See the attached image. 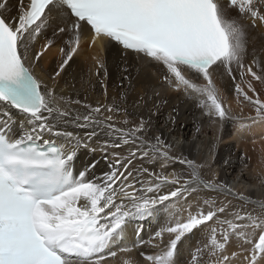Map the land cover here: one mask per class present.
Masks as SVG:
<instances>
[{"label": "snow or ice", "instance_id": "6c2138e0", "mask_svg": "<svg viewBox=\"0 0 264 264\" xmlns=\"http://www.w3.org/2000/svg\"><path fill=\"white\" fill-rule=\"evenodd\" d=\"M18 4L15 17L5 16L8 0H0V264H102L108 258L105 250L121 239L129 220L155 216L157 206L166 201L175 209L179 200L187 203L188 196L201 186L248 200L243 193L214 178L202 179L200 169L204 165L172 155L171 145L161 136H156L155 142L146 140L143 134L147 121L141 119L131 129L118 127L116 116L122 109L115 100L95 107L84 104L86 112L75 115V110L61 107V103L80 105L81 101L57 97L34 71L53 40H48L39 52H34L32 45L55 14L60 24L54 35H67L68 39L59 48L61 59L52 80L60 77L78 54L87 30L91 34L90 46L100 42L104 47L115 42L154 62L164 83L196 94L198 107L213 123L229 118L214 75L226 74L235 82L239 71L242 83H235V93L238 102L254 107L255 117L249 119L255 123L264 120V101L253 83L264 84V65L253 59L245 67L248 25L240 21L249 20L253 28L264 25V0H18ZM101 69H105V64L97 60L98 77ZM245 76L250 79L245 80ZM199 79L204 81L202 85L194 82ZM101 86L105 87L103 81ZM12 109L22 117L19 135L14 130L17 121L11 115ZM69 121L81 128H106L114 138L100 149L106 158L108 149L129 144L137 147L127 157L112 152L113 159L108 163L112 170L102 178L86 177L95 164L74 175L72 162L77 150L90 145L70 131L59 130L60 124ZM120 123L127 125L129 121ZM44 133L64 137L66 144L57 146L47 140L38 143ZM95 135L92 131L86 139L90 141ZM144 157L160 160L162 168L177 160L188 169V177L158 174L148 168H140L134 174L130 167L133 159ZM142 173L149 178L141 179ZM137 184L141 186L137 188ZM165 184L177 187L161 194ZM204 203L207 208L198 203L195 209L189 205L186 219L177 218L176 210L170 212L175 223L166 224L147 242L137 240L136 248L144 243L158 248L160 245L152 241L162 243L164 234L169 236L160 252L140 253L147 264H176L182 238L208 222L221 226V238L217 239V228L212 227L208 244L196 250L190 264H204L205 249L214 258L209 264H233L241 254L227 252L233 235L247 253L243 256L246 264L264 261V201L259 202L258 215L237 210L232 219H228L230 201L220 205L209 200ZM136 235L140 236L139 230ZM119 251L129 253L133 248L126 246ZM116 255L115 251L109 253L111 257ZM123 264L134 261L125 259Z\"/></svg>", "mask_w": 264, "mask_h": 264}, {"label": "bare ground", "instance_id": "6f19581e", "mask_svg": "<svg viewBox=\"0 0 264 264\" xmlns=\"http://www.w3.org/2000/svg\"><path fill=\"white\" fill-rule=\"evenodd\" d=\"M18 9V0H8V10L4 12V15L15 17ZM58 24H60V20L53 14V18L41 30L32 48L34 52H39L48 40H53L52 47L43 55L34 71L35 75L44 84L54 89L57 97L62 96L68 100L79 99L81 101L80 105H64L61 103V107L75 110L73 112V115H75L76 112H86L83 107L84 104L95 107L98 104H112L115 100L122 109L116 116L118 127L131 129L138 125L141 119L147 121V131L143 134L146 140L155 142V137L161 136L165 143L171 145L172 155L186 157L197 164L204 165L200 169L202 179L208 181L214 178L215 182L223 183L235 192L243 193L245 197H248V200H240L227 194L226 191L219 189L210 191L201 186L196 193L188 196L187 203L183 199L179 200L175 205V209L169 201H166L164 205L157 206L159 211L155 216L129 220L125 225L121 239L105 250L104 255L108 256V259L102 261V264H123V261L129 258L134 261V264H147L140 253L154 255L160 252L166 247L169 236L165 233L162 243L159 240L152 241V243L160 245L158 248H154L148 243L136 248L135 243L137 240L141 239L147 242L166 224L169 222L175 223V219L170 217V212L174 210L177 211V218L186 219L188 213L185 209L189 205L195 209L198 203L202 208H207L208 205L204 203L205 200H209L210 203L215 201L217 205L226 204L230 201L232 211L228 213V219H232L234 212L237 210L241 213L252 212L254 216L259 214V202L264 201V166L262 165L264 163V151L258 150V146L254 147L251 143L256 139L263 143L264 120L253 123L249 118L255 117V115H252L251 112H246L243 116V104L238 102L231 77L226 74L214 75V83L219 90L221 100L229 111V118L223 122L217 120L213 123L209 117L203 114V109L198 107L199 99L196 94L186 93L182 88L173 91L174 84L169 86L163 82L159 66L147 65L144 61L129 53L121 52L116 46H110L109 43L101 47L100 42H97L89 48L91 35L85 30L78 54L73 57L61 76L52 80L50 77L57 70L61 59L59 48L68 39L67 35H54ZM248 24L250 23L248 22L245 25ZM94 57L96 59H93ZM253 59L264 65V27L260 25L255 29L250 26L247 28L245 67L251 65ZM97 60L105 64L107 75H105V69L100 70L99 77L95 74ZM233 67L235 69V66ZM235 74L238 80L235 82L241 83L239 71H236ZM125 77H128V79H125ZM246 78L250 79L248 76ZM101 81H103L105 87L101 86ZM194 82L200 85L204 83L202 79L194 80ZM254 84L263 85L260 82H254ZM122 96L123 99H121ZM10 111L13 119L17 121L14 130L19 135L21 134L19 121L22 117L17 111L13 109ZM124 119H128L129 123L127 125L120 123ZM59 130L70 131L90 145L89 148H79L72 162L77 176L86 167L95 164V167H90L86 174V177L90 180L102 178L105 173L112 170L108 166L109 161L113 159L112 152L120 153L121 157H127L129 152L137 147L135 144H129L122 145L118 149H108L106 158L105 152L100 149L104 142H110L114 139L108 135L106 128L95 125L81 128L76 127L69 121L60 124ZM92 131H95L97 135L88 141L86 139L87 135ZM45 140L66 144L64 137H57L50 133L42 135L40 141L43 143ZM260 146L263 147L264 144H260ZM248 150L255 154V158H253L257 161L255 165L260 163L258 167L254 165L251 172L250 162L252 159L246 161L244 156ZM149 156H151V153H149ZM130 167L133 169L134 174L140 168H148L149 171L158 174L177 173L182 174L185 178L188 177V169L177 160L169 162L162 168L161 161L158 159L137 158L133 159ZM140 178L146 180L149 177L147 173H142ZM140 186V184H137V188ZM175 187L177 186L165 184L161 187L160 192L165 194ZM148 195L152 196L153 193H148ZM253 209H255L254 212ZM221 219H224V217L221 216ZM134 227H137L140 231L139 237L136 236ZM212 227L217 228V239L221 238V226L216 225L214 222H208V225L201 226L193 230L192 233L186 234L178 244L175 255L176 264H190L191 256L196 250L208 244ZM223 228H227V225H223ZM126 246L133 248V251L129 253L119 251L120 248ZM111 251H115L117 255L115 257L109 256ZM233 251L241 253L233 261V264H246L243 256L247 253L241 250L235 235L231 237L227 245V252L230 254ZM210 260H214V258L209 257L208 251L205 249L203 254L204 264H209ZM263 262L261 261V264H264Z\"/></svg>", "mask_w": 264, "mask_h": 264}, {"label": "rangeland", "instance_id": "374dc122", "mask_svg": "<svg viewBox=\"0 0 264 264\" xmlns=\"http://www.w3.org/2000/svg\"><path fill=\"white\" fill-rule=\"evenodd\" d=\"M241 21L243 22V23H245V24H247L249 21L248 20H244V19H241ZM250 23V22H249ZM248 26H250V24H248ZM251 27V26H250ZM252 29H255L256 27H251ZM89 46V45H88ZM245 80H248V78H246V76H245ZM236 82L238 81L237 79L235 80ZM236 82H234L233 80H232V83L234 84V86H235V83ZM241 83H242V81H241ZM254 83V82H253ZM254 87H255V89H256V92L259 94V98L262 100V101H264V84L261 86V85H255L254 84ZM245 89H246V85H245ZM247 90V89H246ZM249 95H252V93H248ZM240 100H242V98H239ZM241 104H243V110H244V112H243V116H245L244 114L246 113V112H248V113H250L251 112V114L252 115H255L254 113H255V109H254V107L252 106V105H250V104H248L247 102H240ZM247 103V104H246ZM258 139H256L254 142H252L251 144H253L254 145V147L255 146H258L257 147V149L258 150H262V151H264V146L263 147H261L260 146V144H264V135H263V139H262V142L263 143H261L260 141H257ZM257 142H258V144H257ZM251 150H248V152L246 153V155H244L245 157H246V161L247 160H249V159H252L251 160V162H250V172H251V169H252V171H253V166L257 163V161L256 160H253V158H255V154L252 152H250ZM250 152V153H249ZM253 154V155H252ZM248 155V156H247ZM249 162V161H248ZM258 164H260V163H258ZM258 164L257 165H255L256 167H258ZM262 165L264 166V163H262ZM257 181H258V179H257ZM256 181V182H257ZM259 182V181H258ZM264 263V262H263Z\"/></svg>", "mask_w": 264, "mask_h": 264}]
</instances>
